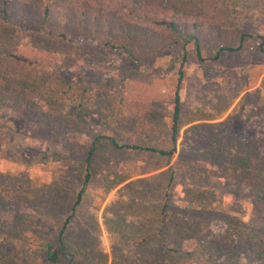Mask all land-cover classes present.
Here are the masks:
<instances>
[{
	"label": "rangeland",
	"instance_id": "374dc122",
	"mask_svg": "<svg viewBox=\"0 0 264 264\" xmlns=\"http://www.w3.org/2000/svg\"><path fill=\"white\" fill-rule=\"evenodd\" d=\"M220 2L236 25L264 34V0ZM259 43L252 38L241 52L220 58L210 51L199 58L193 42L138 61L90 44L74 50L65 75L83 76L94 95L137 93L143 79L134 88L131 81L144 74L164 94L153 101L155 133L116 123L100 108L69 106L84 127L115 133L120 147L0 109V264H264L255 244H264V200L246 197L244 187L199 157L213 136L235 142L260 128ZM181 68L182 121L199 118L181 124L172 155L132 148L143 140L174 148L171 83ZM197 123L210 126L185 135ZM49 245L61 253L57 262L47 259Z\"/></svg>",
	"mask_w": 264,
	"mask_h": 264
},
{
	"label": "trees",
	"instance_id": "16d2710c",
	"mask_svg": "<svg viewBox=\"0 0 264 264\" xmlns=\"http://www.w3.org/2000/svg\"><path fill=\"white\" fill-rule=\"evenodd\" d=\"M252 38L260 39L264 51V34L236 25L231 9L220 0H0V109H12L18 117L44 127L87 132L95 140L108 138L120 147L115 133L84 127L75 113L68 111L69 106L100 108L116 123L155 133L159 127L150 114L156 110L153 101L164 94L155 86V78L144 74L131 81L134 88V83L143 79L139 93L120 92L108 98L94 95L83 76L74 79L65 75L74 50L85 52L84 45L90 44L92 50L138 61L153 59L182 42H193L199 58L204 51L220 58L241 52ZM183 76L181 68L171 83L174 148L159 149L145 140L130 145L132 148L163 155L175 152L181 124L199 118L186 116L182 121ZM205 126L210 125L194 124L185 135ZM199 157L219 166V176L244 187L246 197L264 200V120L249 137L235 142L213 136ZM89 177L87 174L86 181ZM259 241H255L256 255L262 259L264 244ZM51 249L49 245L47 259L57 262L61 253Z\"/></svg>",
	"mask_w": 264,
	"mask_h": 264
}]
</instances>
